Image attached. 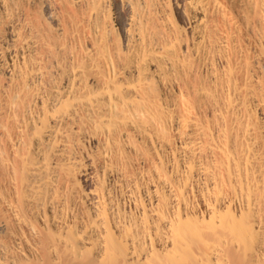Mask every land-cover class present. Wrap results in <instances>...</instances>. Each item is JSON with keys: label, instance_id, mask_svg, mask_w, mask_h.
Masks as SVG:
<instances>
[{"label": "bare ground", "instance_id": "6f19581e", "mask_svg": "<svg viewBox=\"0 0 264 264\" xmlns=\"http://www.w3.org/2000/svg\"><path fill=\"white\" fill-rule=\"evenodd\" d=\"M0 264H264V0H0Z\"/></svg>", "mask_w": 264, "mask_h": 264}]
</instances>
